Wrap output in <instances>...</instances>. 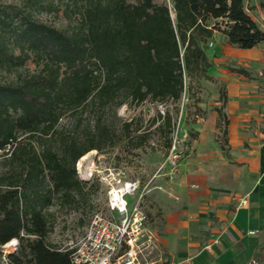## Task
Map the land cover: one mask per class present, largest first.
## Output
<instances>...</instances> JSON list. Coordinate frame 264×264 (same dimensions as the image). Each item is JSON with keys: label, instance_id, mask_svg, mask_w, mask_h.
Segmentation results:
<instances>
[{"label": "trees", "instance_id": "obj_1", "mask_svg": "<svg viewBox=\"0 0 264 264\" xmlns=\"http://www.w3.org/2000/svg\"><path fill=\"white\" fill-rule=\"evenodd\" d=\"M61 11L75 21L67 30L35 17ZM216 34L241 50L264 43L244 0H0V72L14 75L0 82V246L18 241L11 264H70L69 250L47 242L48 211L55 203L77 210L88 195L76 163L115 145L109 117L122 122L120 107L178 104L184 77L209 79L207 46ZM28 63L34 71L21 72ZM226 101L220 90L213 111L228 156ZM66 117L71 127L60 128ZM158 121L168 150L173 117ZM138 129L121 123L120 137H136L133 149L148 137ZM254 257L264 263V244Z\"/></svg>", "mask_w": 264, "mask_h": 264}, {"label": "crops", "instance_id": "obj_2", "mask_svg": "<svg viewBox=\"0 0 264 264\" xmlns=\"http://www.w3.org/2000/svg\"><path fill=\"white\" fill-rule=\"evenodd\" d=\"M249 16L264 31V11L261 21ZM213 39L211 64L226 66L214 79L225 85L228 156L218 150L217 113L211 111L200 143L212 146L197 152L175 182L164 183L174 199L159 195L164 221L153 230L156 249L148 259L155 264H249L264 244V43L240 51L220 34Z\"/></svg>", "mask_w": 264, "mask_h": 264}, {"label": "rangeland", "instance_id": "obj_3", "mask_svg": "<svg viewBox=\"0 0 264 264\" xmlns=\"http://www.w3.org/2000/svg\"><path fill=\"white\" fill-rule=\"evenodd\" d=\"M4 1L17 5L23 3V0ZM154 1L162 3L164 0ZM244 7L248 15L251 14L259 21L262 20L260 13L264 11V0H244ZM35 17L59 30H67L75 22L69 20L62 11L58 15L46 12L35 13ZM211 41L214 43V39ZM212 48L207 46L210 62L211 57L215 56L212 54ZM227 65L233 64L228 62ZM223 68L226 69L225 64L219 66L211 64V68L207 72L209 79L184 77V92L178 104L168 102L165 105H153L146 102L139 106L127 104L120 107L116 111V117L122 122H132L133 129L139 128L136 134L147 133L146 135H148L140 149L132 148L135 142L133 140H136V137L129 141L124 140L123 136L120 137L122 122L114 120L110 116L109 122L114 125L118 136L115 138V145L103 149L101 152L91 151L85 155L84 160L81 158L76 163L75 169L78 178L89 183L88 195L77 210L68 206L60 208L57 203L49 209L48 212L52 215L53 229L47 242L61 249L73 247L82 235L92 214L97 211H105L108 184L119 179L138 182L139 192L143 190L145 192L143 209L147 215V224L152 230L160 231L164 220L161 208H159V195L163 193L172 199L176 197L172 190H164V183L166 181L175 182V179L180 176L183 166L196 156L197 152L209 150L212 146L211 143L207 144L204 141L200 143V139H203L200 136L207 131L203 123L206 122L208 113L214 110V103L218 99L219 91L225 89L223 83L214 79ZM25 71L33 72L34 66L28 63L25 69L21 70V72ZM13 78L12 74L0 72V82H6ZM161 110L165 113L169 112L173 121H176L180 114L182 115L179 135L185 134L186 137L183 142L181 161L175 172H171L164 163L168 150L163 133L156 129L160 122L153 123ZM59 127L69 129L71 127L70 118L62 119ZM219 145L217 144L218 150ZM225 147H227V143ZM1 161L2 158H0V173L3 170ZM79 164L81 168H78ZM160 168L162 169L159 170ZM127 199L130 204L133 203L131 198Z\"/></svg>", "mask_w": 264, "mask_h": 264}, {"label": "built area", "instance_id": "obj_4", "mask_svg": "<svg viewBox=\"0 0 264 264\" xmlns=\"http://www.w3.org/2000/svg\"><path fill=\"white\" fill-rule=\"evenodd\" d=\"M208 46L212 47L211 41ZM159 113L165 115L163 110ZM181 116L173 121L170 147L164 162L171 172L178 169L186 137L185 134L179 135ZM144 195V190L139 192L136 181L119 179L110 182L105 211L93 213L76 244L66 248L71 252L70 264H155L148 261L156 249V236L147 224ZM127 198L133 203L130 204ZM245 205L246 200L242 199L239 206ZM17 250V241L13 246L9 243L0 246V264H11L9 256L16 254ZM249 264L264 263L252 261Z\"/></svg>", "mask_w": 264, "mask_h": 264}, {"label": "bare ground", "instance_id": "obj_5", "mask_svg": "<svg viewBox=\"0 0 264 264\" xmlns=\"http://www.w3.org/2000/svg\"><path fill=\"white\" fill-rule=\"evenodd\" d=\"M84 159H85V156L82 157V160H84ZM78 168H81L80 164L78 165ZM15 243H16V241L13 240V241H11V242L9 243V246H13V245H15Z\"/></svg>", "mask_w": 264, "mask_h": 264}]
</instances>
